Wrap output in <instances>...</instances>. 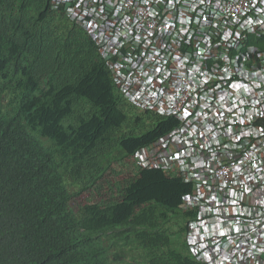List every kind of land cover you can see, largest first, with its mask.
I'll use <instances>...</instances> for the list:
<instances>
[{"label":"trees","instance_id":"obj_1","mask_svg":"<svg viewBox=\"0 0 264 264\" xmlns=\"http://www.w3.org/2000/svg\"><path fill=\"white\" fill-rule=\"evenodd\" d=\"M176 126L122 97L51 0H0V264H200L185 241L189 184L156 169L106 179ZM88 192L105 196L72 211Z\"/></svg>","mask_w":264,"mask_h":264},{"label":"built area","instance_id":"obj_2","mask_svg":"<svg viewBox=\"0 0 264 264\" xmlns=\"http://www.w3.org/2000/svg\"><path fill=\"white\" fill-rule=\"evenodd\" d=\"M51 5L92 37L128 103L177 121L125 163L190 185L191 256L264 264V0Z\"/></svg>","mask_w":264,"mask_h":264},{"label":"rangeland","instance_id":"obj_3","mask_svg":"<svg viewBox=\"0 0 264 264\" xmlns=\"http://www.w3.org/2000/svg\"><path fill=\"white\" fill-rule=\"evenodd\" d=\"M263 50H264V42H261L259 45ZM132 174V170H129V167L126 166L124 167H119L117 165H114L111 172L106 176V179L109 178V182H114L117 181L120 177H126ZM105 195L103 196H96L94 192H88L83 194L82 196L76 198L73 202H71V209L72 211H76L78 206L85 205L90 202H97L101 203L102 199L104 198ZM182 226V222H180L177 218H174V222L170 224V229L172 233H174L171 241H172V249L177 251V252H183L180 243L182 241V235H179L176 233L178 231V228Z\"/></svg>","mask_w":264,"mask_h":264},{"label":"clouds","instance_id":"obj_4","mask_svg":"<svg viewBox=\"0 0 264 264\" xmlns=\"http://www.w3.org/2000/svg\"><path fill=\"white\" fill-rule=\"evenodd\" d=\"M51 9L53 10V8H52V5H51ZM53 11H55V10H53ZM57 13H61V14H63V12L62 11H56ZM64 15V14H63ZM74 23V22H73ZM75 24V23H74ZM80 28V27H79ZM86 32V31H85ZM87 33V32H86ZM91 37V36H90ZM92 38V37H91ZM95 43V42H94ZM96 45V44H95ZM96 49H97V47H96ZM97 52H98V49H97ZM98 55H99V53H98ZM99 57L103 60V58L99 55ZM104 61V60H103ZM105 62V61H104ZM105 65H106V63H105ZM151 112V111H150ZM117 166H119V167H121V165L119 164H117ZM129 170H132V173L134 172V171H136L137 170V168H129ZM157 170V169H156ZM161 171V170H160ZM163 172V171H162ZM164 173V172H163ZM167 175V174H166ZM170 177V176H169ZM172 178V177H171ZM175 178V177H174ZM182 201V200H181ZM191 220V219H190ZM189 222V221H188ZM188 222H187V224H188ZM186 233H187V225H186ZM185 241H186V235H185ZM186 245H187V243H186ZM196 261V260H195Z\"/></svg>","mask_w":264,"mask_h":264},{"label":"snow or ice","instance_id":"obj_5","mask_svg":"<svg viewBox=\"0 0 264 264\" xmlns=\"http://www.w3.org/2000/svg\"><path fill=\"white\" fill-rule=\"evenodd\" d=\"M237 231H238V229H237Z\"/></svg>","mask_w":264,"mask_h":264}]
</instances>
